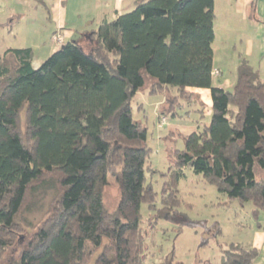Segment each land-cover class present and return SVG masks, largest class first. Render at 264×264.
Returning a JSON list of instances; mask_svg holds the SVG:
<instances>
[{
    "label": "trees",
    "instance_id": "obj_1",
    "mask_svg": "<svg viewBox=\"0 0 264 264\" xmlns=\"http://www.w3.org/2000/svg\"><path fill=\"white\" fill-rule=\"evenodd\" d=\"M215 18V0H135L38 67L31 47L0 53V259L21 242L25 214L47 189L50 207L26 221L33 233L13 264H145L141 207L157 211L152 228L172 214L188 168L229 202H251L257 220L264 214V80L243 59L232 88L218 82ZM147 79L149 92L165 97L163 114L198 102L197 89L212 100L210 121L172 150L165 171L148 165V127L134 116ZM147 170L163 177L160 195ZM110 177L119 190L113 211ZM257 254L232 242L218 264H253Z\"/></svg>",
    "mask_w": 264,
    "mask_h": 264
},
{
    "label": "rangeland",
    "instance_id": "obj_2",
    "mask_svg": "<svg viewBox=\"0 0 264 264\" xmlns=\"http://www.w3.org/2000/svg\"><path fill=\"white\" fill-rule=\"evenodd\" d=\"M86 1L89 2V0H71L70 4H74V8L90 12L89 4H81ZM85 7H88V10ZM132 8L123 9L121 14L132 10ZM84 17V13L81 18L76 17L77 24L82 26ZM217 30L220 29L217 27ZM19 31L13 27L10 31L5 32L8 37H6V41L0 40V50L2 44L7 43L8 45L12 43L17 44L15 46H21L18 42H25L24 39L27 38L24 37L23 40H20L18 34L16 35ZM45 32L43 35L41 34L43 36L41 46L36 48V53H40L41 58L46 57L45 54L53 50L50 33L45 35L48 33ZM64 35L66 36V33ZM29 37L31 38L30 35ZM219 42L220 39L216 40L214 46L216 47ZM219 48H222L223 52L227 50L230 58L231 74L230 72H226V74L236 76L239 59L237 52L233 51V45ZM149 82L150 80L147 79L146 84L133 99L134 116L148 127V143L152 148L148 165L165 171L172 162V150L184 148L185 136L192 131L201 129L205 123L210 121V105L203 109L202 114L197 110L204 107V104L199 106L197 102L183 101L181 106L176 107L175 116L171 113L163 114L159 109V104L165 100V97L160 94H151ZM141 103L144 105V110L137 109ZM189 110L192 111L188 112ZM163 116L166 117L164 123L161 121ZM146 175L147 183H152L160 195L163 177L159 172L153 173L149 170L146 171ZM110 181L111 184L108 185L105 192V204L107 209L113 211L118 203L119 190L113 177H110ZM179 189L182 199L180 206L172 214L159 218L153 228L150 227V220L157 211L151 210L147 203H143L141 207V226L146 234L145 264H217L221 259L223 248L228 243L246 240L245 237L250 233L245 229L248 224L254 223L250 214L254 207L251 202H247L245 205H241L237 201L229 202V199L220 194L214 185L207 183L202 175L196 174L190 168L186 169V177L180 181ZM54 193L55 190L47 189L44 192V197L36 200L38 204H35L33 209L25 214L26 221L34 223L41 221L50 207ZM156 204L158 208L161 207L159 196ZM26 221H22L26 230L20 232L21 242L15 246L14 251L0 259V264L20 262V251L33 233V228L28 226Z\"/></svg>",
    "mask_w": 264,
    "mask_h": 264
},
{
    "label": "crops",
    "instance_id": "obj_3",
    "mask_svg": "<svg viewBox=\"0 0 264 264\" xmlns=\"http://www.w3.org/2000/svg\"><path fill=\"white\" fill-rule=\"evenodd\" d=\"M134 1L89 0V2H81L82 5L89 4L91 11L87 12L77 7L74 8V4H70L71 0H0V40L6 41L8 36L5 32L13 27L20 30L16 33L20 40L27 38L24 39L25 42H18L21 46H15L17 44L12 43L2 44L0 53L3 54L11 47H31L34 50V66L38 67L46 57L59 49L53 41V34L59 27H63L66 40H71L78 32L97 27L104 19L111 20L112 17L114 19L123 9H131ZM85 8L88 10V7ZM83 13L85 19L81 26L75 19L76 17L81 18ZM215 13L216 38L214 43L220 39L216 47L213 44L215 68L221 71L218 82L225 88H232L236 82L237 73L236 76L226 74L230 72V58L227 50L223 52L224 50L219 48L231 45L239 59L237 72L241 61L246 59L264 80V0H215ZM89 26L90 28H87ZM217 27L220 30H217ZM45 29L48 32L45 35L50 33L53 50L45 54L46 57L41 58L42 55L36 53V48L42 44ZM196 92L200 96L197 102L199 106L202 103L211 106L212 100L208 89H197ZM250 214L254 223L248 224L245 229L250 234L244 236L245 241L238 243L256 249L258 254L253 264H264V214H261L258 220L252 215V210Z\"/></svg>",
    "mask_w": 264,
    "mask_h": 264
},
{
    "label": "built area",
    "instance_id": "obj_4",
    "mask_svg": "<svg viewBox=\"0 0 264 264\" xmlns=\"http://www.w3.org/2000/svg\"><path fill=\"white\" fill-rule=\"evenodd\" d=\"M63 27H59L53 34V41L55 42L56 47L60 48L66 42V36L64 35ZM215 74H219V71L216 70ZM165 122V118L161 120Z\"/></svg>",
    "mask_w": 264,
    "mask_h": 264
}]
</instances>
